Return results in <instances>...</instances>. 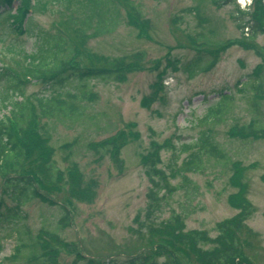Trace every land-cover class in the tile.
<instances>
[{
    "label": "rangeland",
    "instance_id": "374dc122",
    "mask_svg": "<svg viewBox=\"0 0 264 264\" xmlns=\"http://www.w3.org/2000/svg\"><path fill=\"white\" fill-rule=\"evenodd\" d=\"M214 1L129 0L150 22L148 36L141 37L126 24L125 8L121 2H116L115 9H112L119 11L115 30L85 39V46L91 52L111 59L143 52L145 70L129 75L125 83L99 80L83 83L95 97L81 102L84 112L76 122L57 117L41 120L40 124L45 123L50 144L55 150V163L61 169L67 165L65 158L76 163L85 180L95 181L96 197L92 202L80 203L70 199L66 192L56 194L71 211V226L66 227L60 224L63 213L59 207L48 206L37 199L25 203L22 206L26 214L23 222L0 226V240L4 244L0 264H26V254L13 258L18 237L29 241L23 235L24 231H29L31 236L40 229L54 232L67 242H76L89 258L115 259L113 262L141 252L149 239L146 226L152 221L156 226V222L168 219L173 213L185 218L187 230H206L214 237L215 225L236 213L228 203L229 195L236 191L228 181L230 165H222L216 157L205 156L199 165L202 171L178 173L182 160L190 153V150L184 151V145L194 142L205 132L231 161H239L243 166L254 165L246 172L247 198L253 209L246 223L259 235L255 241V262L264 264V182L261 181L264 140L240 141L227 134L233 125L247 124L252 119L264 122V98L259 109L254 111L252 87L244 84L241 88L239 84L264 63V33L256 39L259 50L233 46L220 56L213 68L194 74L182 66L196 54L190 42L198 46L241 37L237 28L240 19L234 18L238 16L234 0H222L219 5ZM238 1L239 7L243 8L249 0ZM27 2L30 13L27 12L20 27L12 28L13 17L18 8H23V2L21 5L20 0H13L11 6H6L0 0V68L22 69L28 59L41 57L45 44L60 33L57 26L69 39H75L82 30L78 20L91 15L89 0ZM101 4L105 7L103 1ZM70 16L77 19V25L67 23ZM90 33L92 30L85 34ZM201 35L198 40L197 36ZM167 58L179 60L180 69L175 72L167 70L160 98L150 108H143L140 102L152 91L156 75L165 68ZM157 61L158 70L149 71ZM76 85L53 89L44 83L26 84L22 90L24 97L31 99L29 102L36 103L35 98L51 97L58 92L60 97L63 93L74 92ZM221 90L230 94L227 110L219 122L211 117L203 119L218 103L219 98L213 99L212 96ZM11 91L13 88L0 74V109L9 101ZM130 128L138 138L121 150L122 172L115 169L109 156L101 158L88 148L90 142ZM74 140L76 143L71 150L62 148ZM165 140H170L175 149L161 152L159 168L168 176V183L175 191L168 193L162 189L158 193L159 211L147 217L151 184L140 164V156L146 153L151 141L162 143ZM2 197L6 206L14 205L5 195ZM60 253L63 264L73 259ZM180 264L185 263L180 261Z\"/></svg>",
    "mask_w": 264,
    "mask_h": 264
},
{
    "label": "trees",
    "instance_id": "16d2710c",
    "mask_svg": "<svg viewBox=\"0 0 264 264\" xmlns=\"http://www.w3.org/2000/svg\"><path fill=\"white\" fill-rule=\"evenodd\" d=\"M11 1L13 0H3L6 6H10ZM102 1L105 7L109 8H105L106 11L101 8ZM20 2L21 5L23 2V8H18L17 15L14 16L15 28L20 27L30 8L27 0H20ZM116 2L118 1L90 0L88 5H90L91 15L82 22L86 23V28L81 31L80 36L75 39H69L66 34L61 33L52 36L48 41L51 43L47 45L46 56L41 61L34 60L35 69L29 74L31 79H43L53 89L77 83L75 88L77 93H66L69 100L57 97L38 99L37 106H34L31 101L28 102V99L23 97V78L7 71L2 72L4 79L15 89L13 94L16 93L23 99L21 102L10 101V116L0 122L2 187L5 195L15 203L13 207H8L3 204V197H0V225L11 226L23 220L25 214L21 209L22 204L35 199L51 206H59L63 213L60 224L69 225L70 210L65 207L60 198L54 195L64 194L63 191H65L70 199L86 203L92 202L95 198V183L86 182L75 163L70 164L66 170H62L53 162L54 149L49 144L50 135L45 129V124L38 125V120L57 117L76 122L84 112L80 103L86 99L92 100L94 97L85 89L86 86L83 83L91 80L125 83L129 75L145 70L143 52L111 59L93 54L85 48L87 30L93 29L91 35L100 36L109 34L115 29L119 11H112V9H115ZM213 3L219 5L223 1L215 0ZM125 5L128 26L137 30L140 37L148 36L149 20L143 18L131 3L125 2ZM237 11L238 16L235 19H240L237 28L242 36L231 41L203 43L198 46L190 42L196 54L182 65L183 69L191 74L209 70L218 63L220 56L233 46L251 51L259 50L256 39L259 33H264V0H252V5L246 10L240 11L237 8ZM94 17L97 20L93 25ZM67 23L75 26L77 19L70 16ZM245 29L247 33H244ZM201 38L202 35L197 36L198 40ZM64 45L67 46L66 50L63 49ZM179 64V60L167 58L165 68L156 75L152 91L141 101L142 107L150 108L151 104L160 98L159 94L163 91L167 70L177 71L180 69ZM158 66L159 61L155 62L149 71H157ZM263 72L264 65L258 66L251 75H248L245 83H239L241 87L244 84L252 87L254 92L251 100L254 111L259 109L260 101L264 98ZM216 96L220 97L218 103L204 115L203 119L211 117L215 122H219L227 110L230 95L220 91L216 93ZM131 128L127 131H117L101 142L89 143L88 147L100 153L101 156H109L115 167L121 171L123 167L121 150L138 138ZM227 134L230 138L240 141L264 140V122L252 119L247 124L233 125ZM74 142L68 143L64 148L70 149ZM184 146V151L190 150V153L182 160L178 168L180 174L202 171L199 165L205 156L216 157L222 165H230L231 175L228 181L236 188V191L229 195L228 203L236 213L215 225L214 237H211L206 230H186L183 216L173 213L168 219L156 222V226L154 221L148 224L146 226L149 233L148 243L144 244L141 252L123 261L113 262L115 259L105 261L106 258L94 260L85 257L79 252L76 243H68L53 232L44 229L34 236L24 232L23 235H26L29 241L19 238L13 258H17L23 252L26 254L27 264H63L60 253L63 252L73 257L68 264H180V261L185 264H256L255 241L259 235L246 223L253 211L252 204L247 198L246 172L254 168V165L243 166L239 161H231L208 132L201 133L194 142ZM165 149H174L170 140L162 143L151 141L146 154L141 156L142 167L151 184L148 193L150 202L147 206V217L159 211L158 193L162 189L168 193L175 191V188L168 183V176L159 168L160 155ZM261 181L264 182V175L261 176ZM185 183H188L186 177ZM2 246L3 243L0 242V249Z\"/></svg>",
    "mask_w": 264,
    "mask_h": 264
},
{
    "label": "clouds",
    "instance_id": "9594fccd",
    "mask_svg": "<svg viewBox=\"0 0 264 264\" xmlns=\"http://www.w3.org/2000/svg\"><path fill=\"white\" fill-rule=\"evenodd\" d=\"M249 2H250V0H249Z\"/></svg>",
    "mask_w": 264,
    "mask_h": 264
}]
</instances>
